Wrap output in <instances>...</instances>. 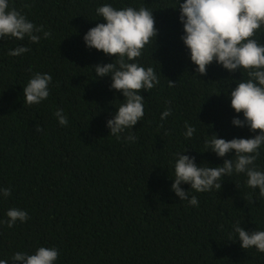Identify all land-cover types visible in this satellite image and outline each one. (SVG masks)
I'll use <instances>...</instances> for the list:
<instances>
[{"label": "trees", "instance_id": "1", "mask_svg": "<svg viewBox=\"0 0 264 264\" xmlns=\"http://www.w3.org/2000/svg\"><path fill=\"white\" fill-rule=\"evenodd\" d=\"M183 2L9 0L10 9L43 30L38 43L0 38V259L22 264L12 261L14 253L48 247L58 250L54 264H264V252L243 249L234 232L237 222L249 233L264 230V198L246 186V174L223 177L221 189L202 193L182 183L198 207L180 201L171 187L177 153L217 167L235 159V150L225 157L207 150L212 134L226 140L259 134L233 124L234 117L244 119L230 95L247 78L242 69L232 72L213 61L206 75L197 73L182 39ZM105 4L147 8L158 30L130 62L152 67L159 84L141 91L144 116L120 139L109 135L107 121L124 95L111 87V74L97 78L93 67L116 57L84 40L89 29L106 23L96 12ZM44 31L51 36L44 38ZM256 39L264 45V25ZM20 46L29 51L8 54ZM37 72L51 74L50 95L29 106L24 86ZM58 109L66 126L54 115ZM185 122L196 129L191 138ZM129 132L135 142L125 139ZM259 152L255 166L264 171V145ZM4 188L10 196H3ZM13 208L29 219L9 228Z\"/></svg>", "mask_w": 264, "mask_h": 264}, {"label": "clouds", "instance_id": "2", "mask_svg": "<svg viewBox=\"0 0 264 264\" xmlns=\"http://www.w3.org/2000/svg\"><path fill=\"white\" fill-rule=\"evenodd\" d=\"M179 7L185 32L182 39L190 50L191 61L198 66L197 73L206 75L207 67L213 61L229 71L242 69L246 73L247 78L238 82L230 93L232 108L244 116L243 120L234 117L233 124L248 126L252 132L259 130V134L253 138L231 140L212 134L205 141L207 150L211 149L219 157H225L235 150V159H225L217 167L198 166L195 157L177 153L172 190L180 201L187 200L190 205L198 207V198L194 195L189 198V192L181 187L182 183L190 184V189L202 193L213 188L221 189L223 177L244 173L247 176L246 186L259 189L258 198H264V171L257 170L255 166L260 155L259 149L264 145V45L256 39L264 25V0H184ZM96 12L106 23H98L89 29L84 40L89 48L116 57L113 63L93 67L97 78L111 74V87L124 95L125 103L118 107L114 118L107 121L109 135L120 139L126 129H133L144 116V97L141 91H149L159 84L152 67L145 68L130 62L142 55V50L153 37L156 38L158 30L152 11L144 7L139 10L133 7L118 10L105 4L98 7ZM42 30L43 25L37 27L20 11L10 9L9 0H0V38L14 37L23 41L27 36L31 43H38L41 37L36 33ZM43 36L48 38L51 33L44 31ZM27 51V47L20 46L8 54L19 56ZM51 81V74L35 73L24 86V103L31 106L46 100L50 95ZM169 86L173 87L175 83L169 80ZM170 114L171 108H168L162 113L161 119H166ZM54 115L60 125L68 124L62 109H58ZM185 126L184 135L191 138L196 129L187 122ZM36 129L43 131L40 125H36ZM125 139L135 142L137 137L129 132ZM2 193L8 197L11 189L4 188ZM7 216L9 228L17 220L25 222L29 219L26 211L15 208L9 209ZM234 232L238 233L243 249L255 247L259 252H264V230L249 233L237 222ZM57 258V249L40 247L35 254L16 252L12 261L22 264H54ZM0 264H9V261L0 259Z\"/></svg>", "mask_w": 264, "mask_h": 264}]
</instances>
